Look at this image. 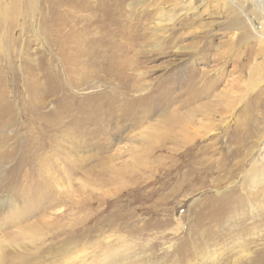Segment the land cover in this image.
<instances>
[{
    "label": "rangeland",
    "instance_id": "1",
    "mask_svg": "<svg viewBox=\"0 0 264 264\" xmlns=\"http://www.w3.org/2000/svg\"><path fill=\"white\" fill-rule=\"evenodd\" d=\"M117 1L105 0V8L113 13ZM0 2L7 8L13 0ZM56 2L32 0L0 15V264H104L111 254L112 264H187L193 249L211 242L207 227L223 212L228 217L216 227V238L230 247L245 216H230L224 203L236 205L249 195L259 197L250 217L252 238L264 236V181L256 187L251 180L264 173V0H125L112 20L126 33L116 37L113 22V34L81 26L76 37L70 26L60 29ZM64 38L67 51L59 45ZM108 50L110 62L129 63L126 75L133 77L113 84L128 88V99L137 103L126 120L75 118L88 104L83 96L107 87L105 72L113 65L100 57ZM90 64L96 70L87 69ZM62 84L69 85L67 113L74 119L46 135L39 103L58 95ZM209 85V94L181 109L186 91L202 94ZM161 94L174 102L168 110L159 107ZM48 99L51 109L55 98ZM177 118L188 121L186 133L175 130ZM249 124L262 131L261 138L248 139L252 158L219 177L227 163L240 159H228L233 147L227 142ZM190 139L206 150L204 161L216 164V174L183 190L186 170L171 179L166 171L156 175L159 166L174 165L170 150L184 149ZM161 146L166 151L159 159L152 151ZM202 212L205 217L196 219ZM224 240L222 259L205 264H232Z\"/></svg>",
    "mask_w": 264,
    "mask_h": 264
},
{
    "label": "bare ground",
    "instance_id": "2",
    "mask_svg": "<svg viewBox=\"0 0 264 264\" xmlns=\"http://www.w3.org/2000/svg\"><path fill=\"white\" fill-rule=\"evenodd\" d=\"M19 1L20 0H13V3H11V4L9 3L7 8L4 5H2L3 2H0V15L2 12H6L7 10H9V8L12 5H13L12 9H10L11 11L9 10L6 13L16 12L17 10H19L18 8L24 3L29 7L28 3H30L32 0H25V1L23 0L22 3H18ZM104 1L105 0L102 1L104 3V5L100 6V3H99V6H97L93 3V0H82V2L79 5H74V0H57L56 3L59 4V8L62 10L61 11L60 29L65 30L70 26L71 29L74 30L72 34L77 37V33H78L81 26H82V28H84L83 30L90 31L91 29H93L92 27H96V29H98V30L99 29L102 31L105 30L106 32H109L111 34H113L115 32L114 30H112L113 29L112 27H114V28H117V33L114 34L115 37L118 35L119 31L121 32V35H125L126 31L122 27L123 24L120 25L119 23L114 22L112 20L113 17H116L119 14L118 13L119 11L123 10L122 8L124 7L125 0H120V3L117 1V3H119L118 9H116L113 13L111 12L112 10L110 11V8H109V11L105 8V2ZM5 2H6V0H5ZM99 2H101V1H99ZM68 13H71L72 15H70ZM73 13L75 14L74 16H73ZM88 13H91V14L89 15ZM94 13H99L102 17V18L100 17L102 20H100L98 22L95 21V19L97 17L95 15L92 16V14H94ZM70 16H72V20H71V23L68 24L66 20H67V17H70ZM100 18H98V19H100ZM1 19L2 18H0V21H1ZM111 22H113L114 25L112 24L113 26L109 29L108 25H110L109 23H111ZM0 25H1V23H0ZM97 25H99V26H97ZM1 33H2V30H1V26H0V36H1ZM68 44H69V41L66 38H64L62 40V42H59V45H61V47L63 48L62 50H66V51L69 49L64 48V47L68 46ZM108 44L109 43H107V42L103 43V45H108ZM17 45H18V43H17ZM115 52H116V50H115ZM128 53H129V50H126L127 55H128ZM110 54H109V50H108V51L104 52V56L100 57L101 59H103V61H102L103 64L113 65L112 71L105 72L106 76L104 78H106V80H107L106 81L107 87L104 90L103 89L100 90V92H95V93H91L89 95L83 96V98L81 100H86V102L88 104L81 107V112L75 114V118L79 117L81 120H84L81 117L83 115H85V117H86L85 119L90 120V119H92L93 115L96 114L98 116L96 118H94V121L99 122V124L104 123V122L112 123L114 121V119H116V118L126 120V118L129 116L130 110H131L129 108V106H133L134 105L133 103H137L136 102L137 100L135 101L133 98L128 99L129 93H130L128 88L118 87L116 84H113L114 80L115 81L116 80H124V82H127L128 80H130L133 77V75H131V76L126 75V71L129 70L127 67L129 65V63H127L125 61H124V63H119V62L114 63L113 61L110 62L109 61L111 58ZM240 54H242V53H240ZM127 55H125V53L123 52L124 57H127ZM242 55H240V57H239L240 59H242L241 58ZM214 57H217V56H214ZM79 59H80V57H79ZM243 61H244V59H243ZM79 63H81L80 60L78 62H76L74 64V66L72 65V74L73 75H75L78 68L80 67ZM249 64H250V60H248V62H247L248 66H249ZM96 66H97L96 64H90V68H87V69L96 70ZM130 70L136 71L137 66H134ZM108 85H111V86L108 87ZM68 88H69L68 84H62V88L60 90V93H58V95H56V96L55 95L54 96L49 95L48 96V94H47L46 96L41 97V100L39 103L40 108L37 110V112L43 111L41 113V116L44 118L43 119L44 120L43 132L46 135L58 132L59 129L61 128V125H63L66 122V119H71V120L74 119V115H70L67 113L69 110L67 108L68 102H67V98H66L65 93L67 91H69ZM211 88H213V85H209L207 87V89H205V91L202 94L196 90L197 91L196 95H195L194 88L186 91L188 97L182 103L183 105H182L181 109L188 108V106L190 104L189 102H191L192 97L193 98H199V96H201L203 94H209L210 93L209 89H211ZM50 97L55 98L54 103H53V107L51 109L48 108V106H50V101L48 98H50ZM76 98H78V97H76ZM94 98H98V99H96V102L94 101V103H93V101H92V103H90L91 100ZM72 99H73V97H72ZM164 99H165V97H163L162 94L159 97L157 96V101L159 103V107H160L161 111H164L166 109L168 110L174 104V102L172 103L170 101H164ZM138 102H142V101L139 100ZM42 106H43V108H42ZM70 108H72V107H70ZM34 109H36V108H34ZM34 109H32V110H34ZM249 117H251V116H249ZM185 119H189V118H185ZM86 120H84V121H86ZM253 126H254L253 124H249L248 126H246V125L243 126L240 129V133L242 135L241 134L239 136L234 135V137L232 139H229L230 141H228L227 143L230 146H232L233 148L231 151H229L226 154V155H228V159L229 158L230 159H236V160L239 158L240 159H239V161H237L235 164H232V165H231V163H227L222 168V172H220V174L218 175L219 177L223 178V176H221L222 173H225L227 176H230L231 174H233V172H235V168L238 169L239 167H241L243 165V163L245 162L246 159H248L249 157L252 158V156H253L252 152H253V148H254L252 146H254V145L248 139H255V138L258 139V138H261V135H262V131L259 130L258 127L256 129H253ZM176 129H178L180 131V133L182 131H184V133H186L187 130L189 129L188 121L187 120L185 121L184 119L180 120L179 118H177L176 122H175V130ZM237 134H239V133H237ZM50 139H51V137H48L46 142L52 143L53 141L49 142ZM190 140H188L186 142L189 144H187L184 147V149H177V150L172 149V150H170L169 155H170V158H171L172 162L174 163V165H172L170 168H168L166 170L164 167L165 165L159 166L158 171H157V175H156V176H161L160 173L162 171H166L168 173L170 179H171L174 176L173 172L177 174V173L182 172L183 170H186V171H184L183 180L180 181L182 183L181 188L183 190H188V188H191L194 185V183H196L200 180H201V182H206L209 177H215L214 175L216 174V167H215L216 164L209 163L208 160L204 161L206 150L203 147H200L198 145L199 143L191 144L194 142L193 140H195V139H190ZM165 151H166L165 147L161 146L157 150L155 148L152 151V153L155 156H157L159 159H161V157L163 158V156L161 154H163ZM180 160H183L184 162L178 164V161L180 162ZM256 163L257 162L255 160H253L251 163V167L257 168L258 166ZM162 164H163V162H162ZM251 180L257 182L256 187H259V183H262L264 181V173L261 175L260 178L251 179ZM205 185H206V183H205ZM260 187H262L261 184H260ZM257 198L259 199V197H251L249 195V197L246 198L247 201L245 200L244 197H242V198L237 200L236 205L233 201H228L227 203H224L223 208L225 206H227L225 208L229 211V213H232V215H230V216L237 215L238 214L237 211H240L243 213L242 216H245V217L242 218V220H244L242 222L245 224V227L241 231H238L237 233H235L238 235H235V237L231 238V243H230V247H229V242H227L223 238H216L217 235L215 232L218 224H220L222 220H227L228 216L226 217L225 215H223L224 212H223V214L217 215L218 216V217L216 216V218H218L217 224L216 225L210 224L207 227L208 230L211 231L210 236L212 239H209L211 242H208V243L205 242V244H203L204 245L203 247H201V248L197 247L196 249H193V252L191 255L192 260L191 261L186 260L187 261L186 263L191 264V263H193L192 261L194 259L196 260L198 258L199 259L197 261V264H205L206 263L205 259H209V258L216 259L217 261H218V259H222L223 253L221 252L219 254L218 252L220 250V245L223 244L221 242L224 240V242H227L226 243L227 245L223 246L222 248H226L228 246V251L232 253L231 258H234L231 261H229L230 263H232V264H264V236L262 235V237L252 238V236L255 234V231H256L255 227L256 226H254V224L250 223V221H251L250 217L252 215H255V211H256L255 207L258 205V204L255 205L257 202ZM252 200L253 201L255 200V203H253ZM246 202H248V203H246ZM258 203H259V201H258ZM204 214L206 215V213H203V212L196 215V219H198L199 217L200 218L205 217ZM196 219H195V221H196ZM193 227H194V225H193ZM191 229L192 228H190L189 230H191ZM213 230H214V232H213ZM190 235L194 236L193 232ZM202 240H204V237L202 238ZM212 247H215L216 249L215 248L212 249ZM111 253L112 252L110 251V254ZM107 254H109V253H107ZM114 254H115V252H114ZM115 256H116V254H115ZM113 258L114 257L111 254L109 257V260L107 262H104V264H112ZM119 258H120V256H119ZM120 259L123 260L124 258L121 256ZM115 261L116 260L114 259L113 263H115ZM177 263L178 264H184V262H181V263L177 262Z\"/></svg>",
    "mask_w": 264,
    "mask_h": 264
}]
</instances>
